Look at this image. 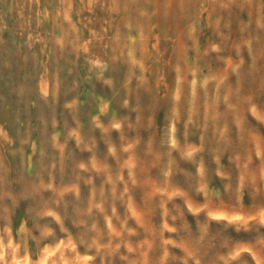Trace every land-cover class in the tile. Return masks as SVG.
Returning a JSON list of instances; mask_svg holds the SVG:
<instances>
[{"label": "rangeland", "instance_id": "rangeland-1", "mask_svg": "<svg viewBox=\"0 0 264 264\" xmlns=\"http://www.w3.org/2000/svg\"><path fill=\"white\" fill-rule=\"evenodd\" d=\"M123 2L143 5V97L114 119L77 127L56 73L46 93L0 78V264H264V0ZM151 29L172 31L168 95Z\"/></svg>", "mask_w": 264, "mask_h": 264}, {"label": "bare ground", "instance_id": "bare-ground-1", "mask_svg": "<svg viewBox=\"0 0 264 264\" xmlns=\"http://www.w3.org/2000/svg\"><path fill=\"white\" fill-rule=\"evenodd\" d=\"M125 4L123 0H94L92 4L90 0H14L12 6L9 0H0L2 24L21 33L17 38L0 34V78L5 79V87L22 81L31 86L30 94L33 88L46 93L56 73L62 81L63 108L68 117L76 114L77 127L87 123L95 128L114 119L116 109L123 113L124 100L134 103L143 97V16L138 13L143 12V5L138 4L133 13ZM150 34L160 44L172 38L170 29L158 30V34L151 29ZM125 37L130 38L127 44ZM162 47L158 64L149 66L148 80L154 92L162 86L168 95L173 72ZM126 48L135 63L124 54ZM79 57L106 66L97 67L95 77L88 73L83 77L77 68ZM30 63L34 66L29 71ZM92 65L86 64L88 72ZM64 69L70 74L64 76ZM78 120L85 123L78 124Z\"/></svg>", "mask_w": 264, "mask_h": 264}]
</instances>
